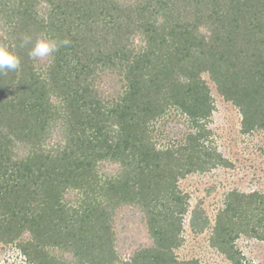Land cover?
<instances>
[{"label":"trees","instance_id":"1","mask_svg":"<svg viewBox=\"0 0 264 264\" xmlns=\"http://www.w3.org/2000/svg\"><path fill=\"white\" fill-rule=\"evenodd\" d=\"M24 35L70 44L33 60ZM0 44L21 57L0 76V243L28 264H197L175 253L189 205L179 180L228 164L202 74L245 132L264 128V0H0ZM172 110L189 130L159 146ZM127 205L153 244L125 259L113 223ZM191 225L204 229L197 211ZM243 235L264 241L260 191L227 193L211 243L242 264Z\"/></svg>","mask_w":264,"mask_h":264},{"label":"rangeland","instance_id":"2","mask_svg":"<svg viewBox=\"0 0 264 264\" xmlns=\"http://www.w3.org/2000/svg\"><path fill=\"white\" fill-rule=\"evenodd\" d=\"M202 29L206 31L204 27ZM202 75L214 99L213 114L207 123L212 131L210 140L228 164L190 173L179 180L180 190L188 196L189 205L183 220L184 240L175 253L180 260H195L197 264H232L213 246L211 236L227 193L237 189L244 192L257 190L264 194V128L245 132L239 107L219 93L208 72ZM188 125L185 116L172 110L157 122L154 140L159 146L179 143L188 132ZM195 211L197 223L204 224L202 231L194 230L191 225ZM113 225L116 248L123 258L128 259L137 250L152 246L146 217L139 207L127 205L118 209ZM236 246L243 253L242 264H264L263 240L243 235L236 240ZM0 264L28 263L15 244L0 243Z\"/></svg>","mask_w":264,"mask_h":264},{"label":"clouds","instance_id":"3","mask_svg":"<svg viewBox=\"0 0 264 264\" xmlns=\"http://www.w3.org/2000/svg\"><path fill=\"white\" fill-rule=\"evenodd\" d=\"M70 44L68 39H56L41 36L33 41L31 35L21 37V47L31 45L29 56L33 60H42L54 53L60 48ZM21 66V57L11 47L5 44H0V76H7L10 72H16Z\"/></svg>","mask_w":264,"mask_h":264}]
</instances>
